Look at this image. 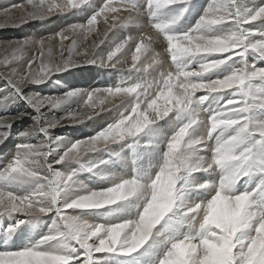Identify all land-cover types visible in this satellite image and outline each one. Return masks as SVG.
<instances>
[{
  "label": "snow or ice",
  "instance_id": "obj_1",
  "mask_svg": "<svg viewBox=\"0 0 264 264\" xmlns=\"http://www.w3.org/2000/svg\"><path fill=\"white\" fill-rule=\"evenodd\" d=\"M28 3V19L73 12L86 23L4 45L0 145L27 115L10 114L11 104L26 102L36 115L0 167V264H107L110 258L119 264H264V0H208L203 6L197 0ZM198 8L194 25L182 26ZM98 17L107 27L85 46L83 59H75L77 41H64L81 33L86 41ZM129 25L139 34L109 38L113 29ZM57 37L58 61L50 47ZM157 40L163 52L153 47ZM29 46L36 54L25 59ZM126 48H135L130 63L118 57ZM82 64L126 65L120 70L129 78L61 96L24 91L25 84H44ZM45 107L67 115L49 118ZM111 109L116 118L84 139L50 131L64 119L83 123ZM36 134L44 139L31 143ZM121 142L133 149L128 159L114 153L124 162L121 172L110 169L111 160L80 170L56 167L68 169ZM81 173L104 186L93 188ZM127 206L134 211L115 219L104 215L106 208ZM32 216L49 217L47 231L14 245Z\"/></svg>",
  "mask_w": 264,
  "mask_h": 264
},
{
  "label": "rangeland",
  "instance_id": "obj_2",
  "mask_svg": "<svg viewBox=\"0 0 264 264\" xmlns=\"http://www.w3.org/2000/svg\"><path fill=\"white\" fill-rule=\"evenodd\" d=\"M200 0H197L198 6H203L208 3V0H203L200 3ZM19 5L17 9L5 13L3 11L4 8H10L11 5ZM31 5L28 3V0H0V60L3 59L4 55V45L16 41L23 40L28 38L38 39L41 37H49L54 35L55 33L61 31L63 28L67 27L72 23H86V19L81 14H74L73 12L66 13H55L53 15L47 16L42 20L28 19L27 13L31 11ZM199 16V8L193 14L186 16L184 21L181 22L182 26H193L196 22V19ZM189 19V21H187ZM3 22V23H2ZM96 30L91 33H87V40H84L83 33L78 34L77 36L72 37L69 40L64 41L65 46L71 44V40L75 39L77 41V47L74 49L72 55L77 60H82L83 57L80 55L84 51L86 45H90L94 40H97L107 27L104 24L103 18L98 17V21L96 24ZM138 30L134 25H129L126 28H117L113 29L109 32V38H123L127 35H138ZM107 44V41H106ZM156 46L158 48V52L163 51L164 45L157 40ZM52 49V57L55 60H59V52H60V42L59 38L51 41L50 45ZM105 48V45H101L100 49L96 51H101ZM135 52V48H132L131 52L126 48L124 52L118 53V57L129 62L131 55ZM36 54V50L32 47H26L25 49V59L28 56H33ZM91 54V53H90ZM69 53L67 51L64 52L65 58ZM141 59H145L142 55ZM126 67V65L118 66V69H107V68H99L95 65L82 64L79 67H73L68 69L62 73H55L52 75L51 79L46 83L41 85H33V84H25L24 91L26 93L31 92H39L42 96H61L64 92L76 88L80 89H91L94 87H105L113 84L119 83L122 79L129 78V74L126 71H121L120 68ZM3 68L0 67V71ZM213 78H216L213 76ZM0 87H3V82L0 81ZM203 94L202 92H198L197 95ZM218 102V100L216 101ZM71 107L76 109L77 111L86 110L83 108L82 104H77L76 102H70ZM215 103V102H214ZM42 111L46 112L51 118L55 116L56 118L65 117L67 114L61 109H54L49 111L47 107L42 109ZM9 112L12 115H16L18 113H27L23 119H18L12 124V134L5 141L4 144L0 145V167L4 165L7 161L9 155L14 153L15 144L19 142L18 133L20 131H24L31 127L34 123L33 117L36 115L35 111L23 101H17L14 104H11L9 107ZM0 115H4V113L0 112ZM117 113L115 109H111L104 112H99L98 115L94 116L92 119H86L83 123H75L70 119L62 120L61 124L56 128L51 129V133L54 136H63L67 137L71 140H79L89 137L95 134L97 131L101 130L104 126L110 123L114 118H116ZM167 127L168 125L165 123L164 125ZM4 129H0L3 131ZM147 136V135H146ZM145 136V139L148 137ZM44 139L42 134H36V136L30 141L31 143H39L40 140ZM147 142V140L145 141ZM126 146H123V145ZM3 146V147H2ZM110 148L112 151L108 149L99 150L96 153H90L83 157L82 161L77 162L73 161L67 165L68 169H65L64 166L56 165L58 170H80L84 164L88 163H98L99 161L96 159L97 154H100L101 160H111L110 169L121 172L122 169H118L115 163V155L114 153H119L125 159L130 157V153L128 150H131L133 153V149L130 146V142H121L118 145H111ZM117 151H115V149ZM162 150V149H161ZM125 152V153H124ZM96 157L94 160L91 158ZM115 157V158H114ZM113 158V159H112ZM83 177L82 180H85L93 188L103 187V182L97 181L95 177H89L87 173H81L80 177ZM81 179V178H80ZM27 187V186H25ZM123 210L125 214L128 212V208ZM122 214V215H123ZM104 215L108 219H115L120 216L119 210L105 209ZM51 220L47 216L38 217L32 216L28 219V222L23 227V238L20 239L19 245H22L27 242L29 237L36 238L43 232L47 231V228L50 226ZM46 225V226H45ZM15 238V237H14ZM98 256L100 254H97ZM107 264H119L118 259L110 258Z\"/></svg>",
  "mask_w": 264,
  "mask_h": 264
},
{
  "label": "bare ground",
  "instance_id": "obj_3",
  "mask_svg": "<svg viewBox=\"0 0 264 264\" xmlns=\"http://www.w3.org/2000/svg\"><path fill=\"white\" fill-rule=\"evenodd\" d=\"M201 2L200 3H202V1L203 0H200ZM184 21V20H183ZM187 21H189V19H187ZM3 23V22H2ZM135 27V26H134ZM156 44V43H155ZM154 48H155V50L157 51L158 50V48L156 47V46H153ZM163 52V51H162ZM135 53V52H134ZM147 137V136H146ZM147 139H145V141H146ZM116 145H118V144H116ZM123 146H126L125 144L123 145ZM3 147V146H2ZM115 149V148H114ZM115 151H117L116 149H115ZM162 151V150H161ZM128 152L130 153V157L132 156V152H131V150H128ZM125 153V152H124ZM10 156V155H9ZM97 157V158H96ZM96 157H94V158H91L92 160H94L95 158L98 160V161H100V158H101V156H100V154H97V156ZM100 157V158H99ZM124 157V156H123ZM115 158V157H114ZM113 159V158H112ZM128 159V158H127ZM113 161H115V163H116V165H117V168L120 170V169H122V170H124V167H123V161L122 160H118L117 158H115V160H113ZM3 166V165H2ZM1 166V167H2ZM111 167V166H110ZM112 168V167H111ZM117 171V170H116ZM84 177V176H83ZM83 177L81 176L80 178L81 179H83ZM85 178V177H84ZM135 203V201H133V204ZM127 208H128V212H126V213H131V212H133L134 211V208L133 207H131V206H127ZM126 208L124 207V209L123 210H125ZM119 213H120V215H122L123 213H124V211H120L119 210ZM125 213V214H126ZM46 226V225H45ZM23 238V233L21 232V233H18L16 236H15V238L13 239V244L14 245H19V241H20V239H22Z\"/></svg>",
  "mask_w": 264,
  "mask_h": 264
}]
</instances>
